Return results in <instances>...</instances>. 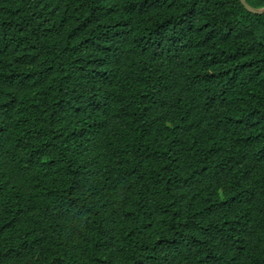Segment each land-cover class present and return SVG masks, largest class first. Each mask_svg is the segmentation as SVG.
I'll return each mask as SVG.
<instances>
[{"label": "trees", "instance_id": "1", "mask_svg": "<svg viewBox=\"0 0 264 264\" xmlns=\"http://www.w3.org/2000/svg\"><path fill=\"white\" fill-rule=\"evenodd\" d=\"M0 264H264V13L0 0Z\"/></svg>", "mask_w": 264, "mask_h": 264}, {"label": "water", "instance_id": "2", "mask_svg": "<svg viewBox=\"0 0 264 264\" xmlns=\"http://www.w3.org/2000/svg\"><path fill=\"white\" fill-rule=\"evenodd\" d=\"M240 3L242 4V6L250 13H253V14H262L264 13V7L263 8H260V9H254L252 7H250L246 2L245 0H239Z\"/></svg>", "mask_w": 264, "mask_h": 264}]
</instances>
